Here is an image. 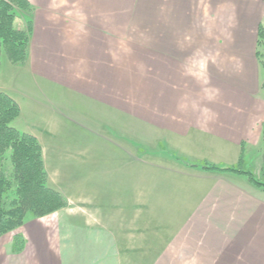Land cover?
<instances>
[{"label":"crops","instance_id":"crops-1","mask_svg":"<svg viewBox=\"0 0 264 264\" xmlns=\"http://www.w3.org/2000/svg\"><path fill=\"white\" fill-rule=\"evenodd\" d=\"M26 1L31 9L21 16L31 32L18 68L82 95L95 125L116 127L127 116L158 127L178 161L199 166L218 155L226 165L218 166L231 167L242 148L247 167L245 154L262 144L264 0ZM6 83L0 66V92L18 104ZM42 156L48 186L60 193ZM189 170L180 187L206 190L202 216L228 225L205 233L203 245L180 235L158 264H264V191L243 176ZM66 200L1 236L0 264H139L131 256L138 238L124 229V215L105 213L106 197ZM14 235L24 240L19 253Z\"/></svg>","mask_w":264,"mask_h":264},{"label":"rangeland","instance_id":"rangeland-1","mask_svg":"<svg viewBox=\"0 0 264 264\" xmlns=\"http://www.w3.org/2000/svg\"><path fill=\"white\" fill-rule=\"evenodd\" d=\"M19 20L17 27L23 30L25 16ZM0 66L7 86L15 90L11 96L19 104L16 103L19 114L11 127L31 136L35 134L33 137L42 149L51 182L63 197L70 201H96L106 197L105 213L108 210L109 216L116 213L125 216L124 229L138 238L132 261L158 264L164 258V250L181 244L184 239L180 235L194 237L193 244H196L195 239L203 241L205 233H218L228 225L226 221H208L215 218L202 216L204 206L199 198L206 190L180 187L178 183H184V178L180 181L181 172L190 170L175 158L177 152L164 145L165 134L161 129L149 128L141 121L137 126L127 116L116 127L95 125L100 121L93 111L87 114L82 95H69L53 82L47 84L26 74L23 68H18L23 65L15 66L7 60L1 47ZM65 104L68 105L61 108ZM263 156L264 140L251 155L245 154L247 169L251 167L254 176L262 182ZM213 158L207 163L221 167L218 166L223 164L220 156ZM10 172L7 164V175ZM30 217L26 214L25 220ZM15 237L20 236L14 235L13 240Z\"/></svg>","mask_w":264,"mask_h":264},{"label":"trees","instance_id":"trees-1","mask_svg":"<svg viewBox=\"0 0 264 264\" xmlns=\"http://www.w3.org/2000/svg\"><path fill=\"white\" fill-rule=\"evenodd\" d=\"M30 9L26 0H0V47L7 60L15 66L26 62L31 32L30 21L25 22L23 30L17 27L16 21L21 15L28 14ZM263 43L264 28L259 27L257 46ZM261 65L264 67L263 61ZM18 114L17 104L0 92V237L21 227L26 214L41 218L66 208L68 204L59 192L48 186L42 149L37 140L11 127V122ZM261 130L264 140V122ZM181 162L189 168L206 172L243 176L255 188L264 191V182L254 176L251 167L247 169L242 148L237 163L231 167ZM7 164L11 169L10 175H7ZM261 166L263 169L264 160ZM23 245L21 238L15 237L12 252L19 253Z\"/></svg>","mask_w":264,"mask_h":264}]
</instances>
